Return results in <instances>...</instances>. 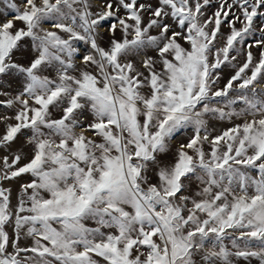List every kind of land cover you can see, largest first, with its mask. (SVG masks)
Listing matches in <instances>:
<instances>
[{"label": "snow or ice", "instance_id": "snow-or-ice-1", "mask_svg": "<svg viewBox=\"0 0 264 264\" xmlns=\"http://www.w3.org/2000/svg\"><path fill=\"white\" fill-rule=\"evenodd\" d=\"M98 2L0 0V264H264V0ZM210 116L243 122L212 136ZM24 130L30 154L12 152ZM24 177L13 207L3 185Z\"/></svg>", "mask_w": 264, "mask_h": 264}, {"label": "rangeland", "instance_id": "rangeland-1", "mask_svg": "<svg viewBox=\"0 0 264 264\" xmlns=\"http://www.w3.org/2000/svg\"><path fill=\"white\" fill-rule=\"evenodd\" d=\"M16 2L18 3L19 0H16ZM91 2L94 5L93 10H96V8H98L100 6L98 0H91ZM215 7H216V5L213 4L208 9L209 15H211V13L215 10ZM5 8H6V6L3 5L2 3H0V10H4ZM261 23H264V21H258L257 27H259ZM44 27L49 28V25L46 23L44 25ZM106 29H107V25H105V29L103 30V35L105 37V39L101 42L103 46H107L108 33H107ZM49 30H54V29L49 28ZM227 31H228L227 28L223 29V32L227 33ZM152 34L155 35L156 33L153 32ZM119 35L120 34L118 32L117 33L118 38H119ZM254 35L256 38H259V36H260L259 31H257ZM249 42H251V40H249ZM181 43L183 44L184 42L181 41ZM219 43H222V41H220ZM219 43H218V46H219ZM74 46L79 50L80 53H85L89 50L88 46L84 42H75ZM184 46L187 47V45H184ZM245 51H246V49L243 48V46H241V50H240L239 54H237V61H234L233 62L234 64L242 63L244 61V59H245L244 52ZM252 51H253L254 55L257 56V58H258L260 49L253 48ZM233 54H236V53H233ZM30 55H31L30 50H24L20 53H17V59L21 63H27V58L30 57ZM155 55H156L155 51H153L151 49H145L144 51H142L138 55L129 56L128 59H130L137 66H139L140 61L142 60V58L144 56H153L154 57ZM75 59H76L77 66L79 67L80 56L77 55V57ZM234 71H235V68L232 65H227V66L223 67L222 69L218 70L219 76H220L218 86L222 87L224 85V83L227 81V79L230 78V76L232 74H234ZM45 74L54 78L56 75V70L54 68L48 69V70H46ZM21 89H22L21 81L20 80H13V81H11V87L5 88V89H3V91L11 93L12 95H14ZM10 98H11V95H0V101H5V100L10 99ZM222 103L223 102L221 101L217 106H222ZM241 106L242 105L237 104V105H234L233 107L236 108V110H239V108ZM14 111H15L14 109H7V108L3 107V105H0V117L12 116L14 114ZM60 115H61L60 111H58L56 109L52 110V118H54V119L59 118ZM82 119H83L84 124H87L91 121L92 117L89 113L85 112ZM206 119L208 122L209 131H210L212 136L218 135L222 131H224L230 127H233L235 124H240L243 122L241 119H236V118H233V120H231V121H229L227 119L219 120L213 116L207 117ZM8 123H14V120H9ZM3 129H4L3 122H0V132H2ZM77 131H79V129H77ZM192 132H193L192 128L187 127L185 129L180 130L175 135V137L169 141L168 152L161 154L158 157V160H159L161 165L169 164L173 161L176 149L179 147L180 144L187 142L189 137L192 135ZM30 134L31 133L29 130H24V132L18 137V139L11 145V151L16 152L18 149L23 148L25 153L30 154V146L25 147L26 137L29 136ZM88 135H91V133H88ZM207 148H208V146L205 145L206 150H207ZM7 154H8L7 150H0V156H4ZM149 175L152 177V182H155L154 170L150 171ZM28 179H29L28 177H24L23 179H18L14 182H6L3 185V187L11 189V204L13 207H15L18 204V200L20 197V185H21V183L27 182ZM192 190H193V192L197 190V183L195 181L192 182ZM188 194L191 195L192 193H188ZM85 224H86V226H88L90 228L96 226L95 222L92 220L85 221ZM8 231L10 234H12L11 228H9ZM32 243H33V241L30 237L22 236L21 240H20V247H22V248L28 247V246H31ZM9 251L11 252L13 250L9 249ZM21 255L25 256V255H31V254L30 253H22ZM245 264H246V262H245ZM251 264H259V261L256 259H253V260H251Z\"/></svg>", "mask_w": 264, "mask_h": 264}]
</instances>
